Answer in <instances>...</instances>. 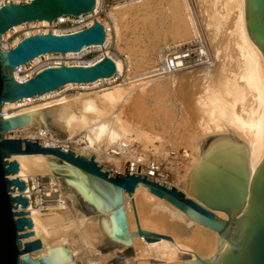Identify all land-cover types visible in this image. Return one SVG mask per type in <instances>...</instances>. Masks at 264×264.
<instances>
[{"label":"bare ground","instance_id":"6f19581e","mask_svg":"<svg viewBox=\"0 0 264 264\" xmlns=\"http://www.w3.org/2000/svg\"><path fill=\"white\" fill-rule=\"evenodd\" d=\"M182 1L185 12L178 11L175 16L178 22L185 19L188 31L195 35L197 30L193 13H196L202 32L195 38H204L209 63L182 68L164 76L148 71V75L141 77L147 80L142 82L141 79L142 83L136 85V88L131 85L123 86L118 81L114 83L109 78V85H101L104 80L102 78L90 83H68L62 88L65 91L103 87L96 91L81 92L76 97L59 96L40 104L33 103L37 98H50L63 91L58 89L6 102L2 107L5 117L36 111L40 125L30 123L8 132L6 136L11 137V132L17 130L32 128L33 139H42L43 146L71 149L66 143H74L72 148L78 154L88 157L94 155L104 167L121 172L131 153L130 148L122 147L124 141L129 146H136L137 151L146 158L158 151L163 153L164 160L171 151H175L179 160L167 167L171 172L160 181L178 189L181 187L180 190L183 189L187 194L195 172L221 151L234 152L244 160L250 173L254 174L264 161V51L249 33L247 0ZM100 5L101 0H97L94 14H88L92 19L85 25L90 26L98 19L96 15ZM34 23L48 25L49 21L16 25L4 34V38L12 30ZM106 38L108 43L107 35ZM20 40L22 38H18L15 45ZM178 43L181 42L167 44L162 51ZM93 47L105 48L103 45H92L85 47L82 52ZM82 52L47 53L44 57L79 55ZM105 54L110 55L117 64V70L123 72V61L107 50L88 64L95 63ZM39 57L32 61L37 62ZM54 63L63 64L62 61L51 62ZM16 77L23 80L17 74ZM136 90L140 95V102L136 105L139 117L134 119L133 112L130 111L129 116L134 119L131 121L124 116L125 105L127 106ZM124 102L127 104L124 105ZM178 105L181 109L175 118L173 114L179 110ZM9 106L17 110L8 113ZM47 107L53 123L66 133L65 140L62 141L53 131L41 125L42 112ZM11 159L19 161L20 170L9 178L18 177L28 181L41 176L57 181L61 187L60 195L67 198L66 203L55 202L45 211L33 205L17 208L28 211L27 216L33 221V227L29 231L34 233L22 238V242L37 238L42 241V247L33 251V256L51 252L56 245L59 264H80V258L77 259L76 254L80 248L88 253L89 263H104L117 253L114 249L110 250L111 254H108L109 251L105 254L98 248L99 243L108 239L113 248L122 250L132 247L136 251V260L128 257L123 264H183L184 259H195L196 254L202 258H209L217 251L221 254L228 246L227 241L219 245V232L191 219L169 200L152 193L143 183L137 186L133 196L125 192L124 205L130 231H137L140 226L145 230L168 234L173 239L148 241L145 236L137 235L132 236L130 242L112 240L109 236L113 228L111 212L102 210L93 201L91 193L84 187L86 179L76 166L45 153L18 154ZM103 162L109 165H104ZM143 171H146L145 166ZM11 194L16 196L19 190L15 188ZM78 195L91 213L79 209ZM216 214L228 219V214L224 211L217 210Z\"/></svg>","mask_w":264,"mask_h":264},{"label":"water","instance_id":"95a60500","mask_svg":"<svg viewBox=\"0 0 264 264\" xmlns=\"http://www.w3.org/2000/svg\"><path fill=\"white\" fill-rule=\"evenodd\" d=\"M97 0H32L27 3L3 5L0 8V39L11 28L32 21L48 20L50 23L62 15L81 16L93 13ZM94 14V13H93ZM247 26L253 40L264 51V0H247ZM106 29L103 23L94 22L73 33L49 31L27 35L18 44L6 50L0 46V264H59L56 245L51 252L33 256L42 247L37 238L22 242L31 236L32 218L28 211L29 197L22 193L27 185L16 175L19 161L13 155L45 153L53 154L76 166L86 179L85 189L102 210L111 212L112 240L130 242L132 236L143 235L148 241L160 238L173 239L142 229L130 231L124 205L125 192L133 196L140 183L166 198L183 210L191 219L209 227L221 235L219 245L228 242L220 254L209 258H186L183 264H264V161L254 174L247 169L244 160L232 151L216 153L192 177L189 194L174 185H168L144 174L129 170L121 174L99 163L94 155L88 157L61 146H43L42 139H15L7 133L30 123L39 125L36 111L5 117L2 107L6 102L38 96L61 89L68 83H90L110 78L117 72L115 60L105 54L95 63L87 65H49L27 81L15 78L14 70L38 56L47 53L80 52L85 47L104 45ZM61 175V174H59ZM19 194L13 196L14 189ZM224 211L228 219L216 214Z\"/></svg>","mask_w":264,"mask_h":264},{"label":"rangeland","instance_id":"374dc122","mask_svg":"<svg viewBox=\"0 0 264 264\" xmlns=\"http://www.w3.org/2000/svg\"><path fill=\"white\" fill-rule=\"evenodd\" d=\"M182 2H183L182 0H119V2H117L116 4L117 6L113 8L108 7L106 11L97 13L96 17L99 20H101L105 24V26L111 24L113 27V32L107 34V37L109 38L108 41L109 45L106 48H104V50L103 49L102 50L103 51L107 50L111 55L123 61L124 69L122 73H124V76L122 77L123 79L121 78L120 80H118V82L122 83L123 86L131 85V87L136 88L137 87L136 85H139V83H142L144 80H147L141 77L148 75L147 73L148 71L151 72L150 70L157 63L159 54L165 45L174 42H183L193 39L200 32H202L201 27L196 18L195 12L193 13V18L195 17V21H196L195 26L197 30V33L195 35H192L188 31L189 29L187 27V22H185L186 21L185 19H183V21L181 20L180 22H178L176 17L177 12L178 11H181L182 13L185 12V10H183L184 7ZM91 19L92 17L85 16L84 23L85 24L89 23ZM61 28L62 26H58L55 23L51 24L50 22L48 25H43L40 23L25 24L23 27L19 28L18 30H12L9 33V35L5 37L6 39L1 42V47L5 48V46L15 44V41L18 38H24L28 33H31L30 35L45 31L46 32L55 31L56 33H60L63 31L61 30ZM101 54H102L101 48L93 47L86 49L84 52H82L79 55L63 56L58 58L46 57L43 58L42 63L46 65V64H50L53 61H62L65 63L84 65V64H88L89 62H93ZM132 84H134L135 86H132ZM101 88L103 87H94L87 89H80V88L69 89V90L61 91L56 96H51L50 98H43V99L37 98L33 101V103L40 104L49 99H54L53 97H59V96H67L68 98H72L79 96L81 92H89V91L91 92ZM136 92L137 90L133 92L134 94L132 95L134 96L131 95V99H129L130 101L127 100L129 101V103L126 101L130 105L124 102V105L127 104V106L125 105V113H124V116L126 115L127 118H130L129 116L130 111L131 113L133 112L132 115L134 119L135 118L138 119L139 117L137 111V106H138L137 103L138 101L140 102L139 99L140 95L137 94ZM180 107L181 106L178 105L177 108L179 110H177L173 114V117L177 118V116L180 113V109H181ZM16 110L17 108L11 106L7 108L8 113H13ZM126 110H129V112L127 111L128 112L127 113ZM42 113L43 114L40 119L41 125L44 128L53 131L54 134L61 140L62 139L65 140L66 133L64 132L63 129H61L60 127L56 126L53 123L49 111V107L44 108ZM133 118L132 117L130 118L131 121L134 120ZM33 134L34 132L32 128H25L22 130L11 132V137L17 139L22 137H26V138L28 137L30 139H33L35 138ZM66 145L68 146V148L75 150L74 148H72L74 146V143H66ZM158 153L159 152L156 151L153 154H149V156L163 160L164 158L163 153H159V154ZM57 161L61 163V161L59 160ZM106 163L107 162H103L102 164L109 165L108 163L107 164ZM179 189H181V187ZM78 206L79 209L83 211L85 209L87 212L91 213L90 209L87 207L86 203L81 199L80 195H78ZM96 226L99 229V225L96 224ZM98 248L105 254H107L106 252L108 251H109L108 254L109 253L111 254L112 253L111 251L114 249H115L114 251H117L115 255L110 256L104 263H99V264H123V262L128 257L132 259L134 257V260H136L135 259L136 251H134L132 247H126L122 250H118L117 248L112 247V244L109 243L108 239H104L101 243H99ZM76 254H77V259L78 257L80 258L78 259L80 264L93 263V262L91 263V261L90 263L88 262L89 255L88 253H86L85 249L80 248L79 251L78 250L76 251ZM97 263L98 262L93 264H97Z\"/></svg>","mask_w":264,"mask_h":264},{"label":"built area","instance_id":"2783aa9c","mask_svg":"<svg viewBox=\"0 0 264 264\" xmlns=\"http://www.w3.org/2000/svg\"><path fill=\"white\" fill-rule=\"evenodd\" d=\"M30 1L32 0H0V8L3 5L10 4L11 2L27 3ZM117 2H119V0H102L98 13L106 11L108 7L113 8L117 6ZM88 14L91 13L83 14L81 16L62 15L56 18L53 22H55V24H57L58 26H62L61 30L63 31L60 33H73L87 27L84 22L85 16H88ZM103 25L106 29V35L113 32V27L111 24L105 26V24L103 23ZM40 33L47 34L48 32ZM5 39L6 38H4L3 35L0 41ZM16 45L11 44L5 46L4 49L10 50ZM108 45L109 43L105 41L103 46L106 48ZM101 51H103L102 48ZM58 57L59 55L53 56V58ZM39 58L40 59L37 62L31 60L25 64L17 66L14 70L15 78L19 81L24 82L29 80L46 66L61 65V63H50L44 65L42 63L43 58H45L44 55L40 56ZM206 63H209L207 44L204 38L202 36H199V38L197 37L191 40L171 45L170 47H166L162 52H160L157 63L154 67H152L150 71H152L154 74H157L158 76H164L173 74L182 68L195 67ZM16 74L23 77V80L17 78ZM123 76L124 73L117 70V72L109 79L113 82H117ZM109 83L110 82H108L107 78H104L103 82H101L100 84L109 85ZM122 147L130 148L131 153L126 158V164L123 172H121V170L112 169L113 171L121 174H125L126 171L129 170L130 174L140 173L160 181L161 179L168 177L169 172H171V170L167 167L172 166L174 162L179 160L178 155L175 151H171L166 159L162 160L155 157L146 158L143 154L137 151L138 149L136 148V146H129L125 141L122 142ZM143 166L146 167V171H143ZM26 185L27 188L23 194L29 197V206L33 205L36 208H40L45 211L50 207L51 204L55 202H67V198H62V196L60 195L59 190L61 187L59 186V183L57 181L46 179L41 176H36L35 178H30L28 181L26 180Z\"/></svg>","mask_w":264,"mask_h":264}]
</instances>
